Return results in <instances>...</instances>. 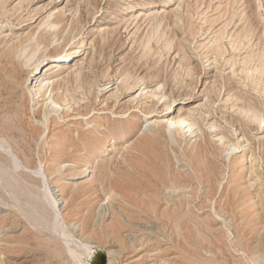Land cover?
I'll use <instances>...</instances> for the list:
<instances>
[{"label":"rangeland","instance_id":"374dc122","mask_svg":"<svg viewBox=\"0 0 264 264\" xmlns=\"http://www.w3.org/2000/svg\"><path fill=\"white\" fill-rule=\"evenodd\" d=\"M245 106L264 0H0V264H264Z\"/></svg>","mask_w":264,"mask_h":264},{"label":"bare ground","instance_id":"6f19581e","mask_svg":"<svg viewBox=\"0 0 264 264\" xmlns=\"http://www.w3.org/2000/svg\"><path fill=\"white\" fill-rule=\"evenodd\" d=\"M6 1V0H5ZM77 53L79 54V53H81V50H78L77 51ZM75 54V52H69V51H65V53L63 54V55H60V56H57V57H54V58H48V59H46L45 57L43 58V60H41L38 64H36L35 65V67H33V71H32V75H31V77H30V79L31 78H34L35 80L36 79H38V78H36L37 76H39L40 74H41V71H42V68L43 67H46L48 64H49V62H47V61H49V60H51V62L50 63H52V65L54 64V65H59V66H61L62 64H65V63H68V62H73L74 61V59H73V55ZM84 54V53H83ZM45 69V68H44ZM49 69H47L46 71H48ZM127 78H128V76H127ZM149 79V78H148ZM151 79V78H150ZM146 80V79H145ZM144 80V81H145ZM152 80V79H151ZM151 80H150V82H151ZM39 81V80H38ZM136 81V80H135ZM142 81H143V79H142ZM149 81V80H148ZM131 83H133V82H131ZM136 83V82H135ZM146 83H147V81H146ZM140 84V83H139ZM120 85H121V89H123V91L125 90V91H129V90H135V88H136V84H130L129 82H128V79H126V77L125 78H122L121 80H120ZM141 86H144V84H140ZM139 85V88L141 87ZM39 86V85H38ZM49 86H50V84L48 83V82H44L43 83V85H42V89L44 90L45 89V91H43V94H47V91H48V89H49ZM147 86V85H146ZM161 87V86H160ZM138 88V87H137ZM138 88V89H139ZM146 88V87H145ZM144 88V89H145ZM144 89L142 90H140V91H143L144 92ZM104 90V89H103ZM103 90H101V91H103ZM212 90V89H211ZM105 91V90H104ZM31 92V91H30ZM134 92H136V91H134ZM130 93V92H129ZM33 94H35V93H33ZM33 94H31V95H33ZM140 94H141V92H140ZM50 95V94H49ZM37 96V95H36ZM141 96V95H140ZM49 98V97H48ZM135 100V99H134ZM48 104V103H47ZM51 104L52 105H56V103L54 102V101H51L50 100V107H51ZM249 104V103H248ZM47 107V106H46ZM250 107H253V106H251L250 105ZM55 108H58V106L57 107H55ZM241 108V107H240ZM52 109H54V107H52ZM217 109V108H216ZM241 110V111H240ZM54 111H55V109H54ZM218 111V110H217ZM216 111V112H217ZM239 111H240V114H239V116L241 115V119L242 120H246V121H251V122H254L253 123V125L256 123L257 124V129L258 130H260V125L262 124V123H264V116L263 115H261L260 113H258L256 110H254L253 108L251 109V108H249V107H247L246 108V106L245 107H242V109H239ZM215 112V113H216ZM219 113V112H218ZM236 113H237V111H236ZM178 119V118H177ZM169 123H167L168 124V126L171 128V126H174L175 128H180L181 126H182V128H184L183 127V123H184V121L181 119H178V120H176V121H173L172 119L171 120H169L168 121ZM250 122V123H251ZM186 123V122H185ZM185 123H184V125H185ZM187 124H188V122H187ZM249 124V123H248ZM251 125V124H250ZM187 126V125H186ZM263 126V128H264V125H262ZM168 127V128H169ZM187 127H189V126H187ZM191 127V126H190ZM192 128V127H191ZM191 128H189L190 130H191ZM214 128H216V127H214ZM171 129H173V128H171ZM185 129H186V127H185ZM178 131H180V130H178ZM232 147V146H231ZM238 147H236V149H237ZM239 149V148H238ZM233 151H234V149H233ZM243 151H245V149H243ZM6 152V151H5ZM11 152V151H10ZM13 155V154H12ZM14 156V155H13ZM229 156V155H228ZM3 169V168H2ZM5 172V171H4ZM49 193V192H48ZM53 193V192H52ZM51 195V194H50ZM46 197H47V195H46ZM51 198V199H50ZM49 199H48V197H47V199H48V201L50 202V203H52V197H50ZM54 201V200H53ZM56 201V200H55ZM54 201V202H55ZM55 205V204H54ZM56 206V205H55ZM76 225V224H75ZM75 225H73L74 227H75ZM78 230V229H77ZM67 243V242H66ZM89 246V245H88ZM109 257H110V255H108ZM96 260V264L98 263L97 262V258L95 259Z\"/></svg>","mask_w":264,"mask_h":264},{"label":"water","instance_id":"95a60500","mask_svg":"<svg viewBox=\"0 0 264 264\" xmlns=\"http://www.w3.org/2000/svg\"><path fill=\"white\" fill-rule=\"evenodd\" d=\"M97 264H107V256L106 254L104 253H101V254H98L97 256ZM93 264H96L95 262V259H94V263Z\"/></svg>","mask_w":264,"mask_h":264}]
</instances>
